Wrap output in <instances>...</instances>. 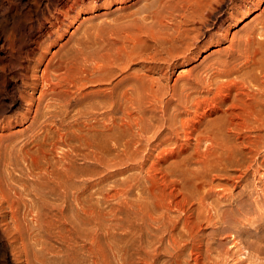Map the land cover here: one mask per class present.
<instances>
[{
    "label": "bare ground",
    "instance_id": "bare-ground-1",
    "mask_svg": "<svg viewBox=\"0 0 264 264\" xmlns=\"http://www.w3.org/2000/svg\"><path fill=\"white\" fill-rule=\"evenodd\" d=\"M95 1L45 0L39 16L32 17L25 0H0V38L8 49V55L0 56V207L1 202L12 206L8 195L14 170L22 172L25 168L32 176L24 185L27 194L33 196L28 203L30 211L46 215L49 199L67 196L71 187L74 170L72 159L67 157L70 152L82 149L86 159L104 168L103 128L107 117L119 120L140 137L155 126L157 130L153 129L151 136L157 134L156 146L181 132L185 143L194 136L199 168L209 164L207 155L215 150L226 153L235 149L223 140L217 142L216 135L257 131L256 141L248 149L253 151L259 143L264 144V134L260 133L264 131V0H149L125 15L123 21L97 23L84 39L68 38L47 57L49 47L64 36L74 15ZM252 11L257 13L228 36L229 29L242 23ZM146 19L149 22L145 23ZM144 36L152 43L149 51L140 53L145 46ZM225 41L226 45L212 50V58L185 72L182 85H171V95L176 99L172 108L168 101L158 100L162 86L156 80L148 81L134 72L122 74L111 87L88 89L90 84L100 86L106 80L107 67L123 72L138 58L146 71L156 69L163 76L177 64L194 59L206 47ZM30 60L32 73L28 76ZM125 82L130 84L123 86ZM198 87L203 96L192 97L188 90ZM226 100L230 104L220 109ZM143 101L151 104L152 110L147 111L141 105ZM158 109L160 115L154 117L152 113ZM219 110L221 114L205 125L204 132L198 130L195 118ZM71 111L76 117L99 119L97 132L64 122ZM190 113L194 115L192 120L186 118ZM22 122L23 128L10 130ZM160 127L167 131L161 136ZM201 142L214 152L200 153L197 148ZM130 143L125 137L123 142H115L125 152L132 147ZM59 147L65 150L61 164L48 159L49 152ZM173 152L168 150L167 154ZM198 203L203 205V197ZM81 210L86 211L84 207ZM5 238L0 232L1 264H8ZM85 251L90 252L89 248Z\"/></svg>",
    "mask_w": 264,
    "mask_h": 264
},
{
    "label": "rangeland",
    "instance_id": "rangeland-1",
    "mask_svg": "<svg viewBox=\"0 0 264 264\" xmlns=\"http://www.w3.org/2000/svg\"><path fill=\"white\" fill-rule=\"evenodd\" d=\"M25 1V7L31 11L32 17L39 16L45 0ZM147 1L149 0H111L110 3L96 0L90 3L91 9L88 7L79 15H74L64 36L49 47L47 57L68 38L84 39L86 33L91 32L97 23L123 21L126 19L125 15ZM105 3L107 4L104 5ZM254 13L257 12L252 11L243 18L242 23L233 25L228 36L239 30ZM142 39L145 40V46L140 53H145L150 50L152 42L146 36ZM227 43L225 41L219 46L212 44L206 47L194 59L177 64L163 76L156 69L146 71L144 63L138 58L132 60L133 63L123 72L117 67H107L106 80L100 86L90 84L88 89L111 87L122 74L134 72L145 76L148 81L156 80L162 86L158 100L168 101L172 108L176 99L171 95V85H182L189 69L212 58L215 55L212 50ZM6 55L8 49L0 38V56ZM44 63L45 61L38 70L42 69ZM32 64V60L28 61V76L32 73ZM128 84L130 82H125L123 86ZM188 92L192 97L204 94L200 87L189 89ZM90 98L94 100L95 96L91 95ZM222 103L220 109H225V104H230V101ZM141 105L147 111L152 110V105L146 101ZM73 112L67 114L64 122L89 128L91 133L97 132L96 129L101 125L99 119L76 117ZM216 112L200 119L195 118L196 122L190 124L194 123L198 130L204 132L205 125H210L209 121L221 114L220 110ZM152 115L159 117V109ZM192 115L190 113L186 118L190 117L192 120ZM24 125L25 122L16 123L10 130H18ZM103 129L105 169L86 159L82 149L70 152L67 157L72 159L74 170L71 187L67 196L49 199L50 205L44 209L46 215L30 211L28 203L33 196L27 194L24 185L29 183L28 178L32 176L27 175L25 168L22 172H11L13 181H9V185L12 190L8 198L13 203L10 206L1 202L0 207V232L5 234L7 243L6 263L264 264V144L259 143L253 151L248 149L256 141L254 135L259 132L216 135L217 142L223 140L226 144L235 146V149L228 151L229 153L215 150V153L207 155L209 164L199 168L194 136L185 143L181 132L166 140L165 144L156 146L158 139L155 138L158 136H151L152 130H157L155 126L140 137L119 120L107 117L104 119ZM165 132L167 131L162 129L160 136ZM260 133L264 134V131ZM124 137L131 141L130 147L132 146L126 152L115 144L117 139L123 142ZM20 139L21 137L18 140ZM136 140L140 141L139 145L135 144ZM132 144L139 148L135 150ZM182 147L184 148L181 149ZM166 149L167 152H174L169 155ZM197 150L204 154L214 152L206 142H201ZM64 152L62 147L53 149L49 152L48 159L61 164L64 162ZM200 197H203V205L198 203ZM52 207L53 210H50ZM82 207L85 212H82ZM87 248L90 252L85 251ZM1 259L0 256V264Z\"/></svg>",
    "mask_w": 264,
    "mask_h": 264
}]
</instances>
